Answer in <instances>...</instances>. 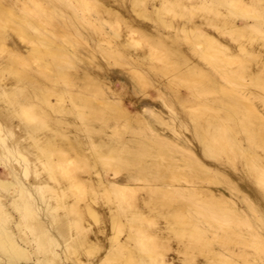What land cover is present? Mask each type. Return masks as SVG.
I'll list each match as a JSON object with an SVG mask.
<instances>
[{
	"label": "bare ground",
	"instance_id": "6f19581e",
	"mask_svg": "<svg viewBox=\"0 0 264 264\" xmlns=\"http://www.w3.org/2000/svg\"><path fill=\"white\" fill-rule=\"evenodd\" d=\"M29 1L0 0V25L7 23L28 43L22 45L10 33H0V46L7 52L5 58L0 57V264H88V259L70 256L69 250L74 246H87L92 240L95 243L107 241L109 250L97 260L99 264H188L189 253L181 249V244L174 247L176 256L166 258L157 248L158 239L167 241L170 233L183 235L187 231L196 239V234L203 235L207 230L211 234H206L205 242L216 243L196 264H263V252L257 254V244L259 239L264 240V232L258 228L264 224V219L258 215L256 226L246 221L251 229L241 228L246 212L240 209L232 191L207 185L200 178L229 183L232 189L242 193L253 210L249 198L254 195V199L262 202L255 188L247 194L241 182L234 181L227 169L229 163L208 161L206 156L222 145L242 147V158L253 167L255 181L264 183V0H120V5L126 4L134 16L153 19L174 32L182 30L184 37L192 35H189L192 40L188 38L190 49L205 62L180 48L176 39L171 46L166 45L171 47L169 57L172 55L185 66L186 72L193 75L191 80L196 81L200 76L207 81L202 88L194 89L192 95L218 86L222 94L228 96L220 104H210L212 106L202 112L206 113L203 115L206 122L195 123L189 134L182 130L185 121L181 112L170 105L168 97L161 99L163 106L169 108L170 117L153 105L158 102L147 98V92L133 100L131 107L121 101L120 96H113L117 92L115 81L121 78L114 72L94 73L84 67L76 73L78 80L67 79L64 87L56 84L57 74L40 78L43 54L51 51L54 38L63 36L59 48L52 49L54 59L60 54L59 60L70 56V48L64 43L69 38L65 28L43 30L46 20L55 14V8L44 11V15L33 16L31 12V18L20 13L16 15L19 20L13 21L6 14L8 11L14 14L15 6L25 13ZM33 2L40 3L39 0ZM111 2L114 0H59V5L70 7L76 13L83 6L97 5V16L103 20L113 17L116 20L111 23L115 26L113 33L122 37H132L137 27L148 28L146 23L131 19L125 32L119 33L118 20L122 14L107 4ZM147 4L152 6L149 14L142 7ZM169 7L175 9L168 17L166 9ZM177 13L184 18L175 24L172 15ZM77 19L94 22L84 12L77 14ZM104 37L99 35L98 41L101 43ZM254 38L261 41L253 45L247 41ZM108 52L113 53V58L115 50L108 49ZM134 54L130 74L144 80L138 68L147 63L146 54ZM31 60L36 66L25 68ZM232 61L239 63L234 66ZM165 63L167 65V60ZM18 66L23 67L17 69ZM61 70L63 72V68L59 73ZM6 71L13 74L7 76ZM93 73L95 79L90 78ZM86 83L92 86V95H83ZM235 83L238 87L230 88L229 84ZM251 86L258 88L252 91L255 97L249 92ZM66 87L71 95L79 97L83 106L93 96L90 109L76 110L79 104L74 101L68 105L63 94ZM173 93L182 103L183 94L179 95V89L173 88ZM106 107H113L115 118L134 120L138 127L127 137L120 138L114 136L111 126L105 122L89 120V115L104 113ZM34 111L38 113L34 115ZM26 113L29 117H23ZM144 130L146 136L142 134ZM194 139L199 141L198 146ZM241 139L247 140L245 147ZM164 144L175 146L180 156L172 154L169 148H162ZM55 152H58L56 158L53 157ZM79 155L85 161L84 168L77 161ZM106 160L109 165L100 166V161ZM185 166L189 170L183 174L185 179L178 182L175 176ZM77 167L83 169L77 172ZM142 181L149 182L148 188L136 198L135 187ZM183 198L189 199L193 212L190 210L186 215L180 210L181 219H167L149 236L146 226L152 222L148 220L152 211L150 203L160 208V204ZM127 207L132 208L131 212H124ZM170 208L166 215L173 213L174 218H178L175 206L170 204ZM197 215L209 219L212 215L218 216L230 227L229 233L207 229ZM89 218L98 226L93 228V238L85 231L91 228ZM119 226H126L128 231L122 239L116 232ZM30 230L32 236L28 234ZM142 237L152 241L153 246L145 244Z\"/></svg>",
	"mask_w": 264,
	"mask_h": 264
},
{
	"label": "rangeland",
	"instance_id": "374dc122",
	"mask_svg": "<svg viewBox=\"0 0 264 264\" xmlns=\"http://www.w3.org/2000/svg\"><path fill=\"white\" fill-rule=\"evenodd\" d=\"M73 1L76 2V0H73ZM39 2L40 3H38L37 5L34 2L32 3V0H30L28 2L29 5L27 4L28 7L25 9V13H23L24 10L22 11L20 10V8L15 6L13 9L14 14L13 12L9 13L8 11V13L6 12V14H8L9 16L6 14L5 15L6 17L11 16L10 18L13 21L14 19L19 20L16 18V15H19L20 13L22 15L24 14L25 17L31 18L32 15L33 16H37L39 14L44 15V11L50 10V8L56 9L55 14H53V16H50V18L46 20L43 30L49 32V30H52L53 28H56V27L65 28L66 30L65 29L64 30L67 31V37L69 39L67 40L68 42L64 41V43L66 42V44L70 48V52H69L70 56L66 57V59L64 58L65 60H59L60 54H58L57 57H55L54 59L55 55L54 53H52V49L53 50L58 49L59 44H61L63 41V36L57 35L54 38L55 42L51 46L52 47L51 51H45L44 52L45 54H43V59L42 60L40 59L42 61L41 70H43L42 73L39 75L40 78H44V75L57 74L56 84L60 86L62 85L64 87V86H67L66 85L67 79H73V81L78 80L76 77V73L84 69V67H86L87 69H89L91 72H94V73L99 72V73L105 74L108 71L114 72V74H119L121 78L120 79L115 78L117 79L115 81L117 84V87H116L117 92L113 96L115 95L120 96L121 101H123L124 103L126 102V104L129 107H131V103L133 102V100L141 97L144 94V92H147V95H146L147 98L157 100L158 102V103H153V105H156L158 108H161L162 111H164L166 117L168 116L170 117V114H169L170 110L167 106L165 105L163 106L162 99H161L164 97H168L170 105L178 112H181L180 115L185 121V125H184L185 127L183 126L182 130L186 134L191 133V129L194 130L195 123H198V122L205 123L206 122L204 120L205 116H203L206 113H202V112L208 110L209 106H212L210 104L217 105L218 103L219 104L221 103L222 99L228 98V96L225 97V95L222 94L220 90L221 88L218 86L216 87L213 86L212 88L210 87L208 88V90L206 89L202 90L201 93H198V95H192L191 93L193 92L194 89L199 88V87L202 88L205 85V83H207V81L203 78L200 79L199 75H198L199 77L197 80H201V81H197V80L195 81L194 79L191 80V78H193V75H190V73L186 72V68H184L185 66H183V64L179 60H177L175 57L173 58L172 55L171 57H169L170 54L168 52L170 51L171 47L169 48L168 46H171L172 40L176 39L177 42L176 41L175 42L177 43V45H179L180 48L190 53V55L193 54L192 57H196V58L198 57L197 59L199 60L202 59L190 49V45H191L190 41L192 40L191 34H189L191 36L187 34V36L184 37V35L186 34L184 32L182 33V30H181V33H182L181 35V33H178V31L174 32L172 29L166 28L163 25L158 24L153 19L146 18V17H140L136 15L134 16V12H131L132 10L131 11L127 10L128 8L127 6H125L126 4L124 5L122 4V6L120 5L121 3L120 0H114V2L107 3L110 7H113L119 10V13L122 14V16L119 17V20H118L119 24L117 23L119 25L118 26L119 33L125 32L124 30H126L128 22H130L131 19L139 23L140 22L146 23L148 25V28L140 29L139 27H137L138 30L132 33V37H129V36L127 37L126 35L122 37V36H119L113 33L115 30V26L112 27L111 23L116 21L113 17H109V18L107 17V19L103 20L97 16V11H96L98 8L97 5H94V6L90 5L91 9L86 6H83L79 9L80 11L76 13V11H72L70 7L59 5V0H39ZM142 7L144 8V9L142 8L144 11L145 9L146 11L148 10L147 12L148 14L150 13V9H152L151 4H147L146 6H142ZM174 9L175 7H169V10L166 9V11H168V14H167L168 17L174 13L173 12ZM31 12H33L32 15H31ZM82 12H84L85 15L89 16V18H92L94 20L93 22L94 25L92 24V22H87V23L80 22L77 19V14H82ZM183 18L184 17H180L178 13L177 15H174V16L172 15V20L174 21L175 24L180 22ZM5 24L6 26H4ZM117 24H116V28H117ZM0 26H1L0 33L7 34L8 32L11 34L12 37H14L22 45L27 43L26 40L20 38L19 35L9 25H7V23L1 24ZM96 26L99 28H97ZM30 34L32 35L31 32ZM99 35H104L105 36L104 38L106 40L103 38L100 43V41H98ZM177 35L179 37L182 36L181 39H179ZM165 36L168 38H166ZM188 38H190L191 40H188ZM228 38L232 41V43L235 44V40H233L229 36ZM256 38L247 39V41L252 45L258 41H261L259 38L256 41ZM123 40H125L126 42V44L124 42L125 45H123V42H122ZM72 43H73V46H72ZM156 44L157 46H155ZM167 44L168 46H166ZM108 49L109 50L112 49V51L115 50L113 58H112L113 53L109 54ZM144 52L146 54L147 63L144 64L142 68H138L139 73L141 72L144 78V80H140V78L137 79L136 76L135 77L131 76L129 70L133 65L132 57L135 56L134 53L138 54V53H144ZM6 56H7L6 50H2V47H1L0 57L5 58ZM165 56H167L166 57L167 59H164ZM58 60L60 61L59 63L61 64H58L57 62ZM166 60H167V65L165 63ZM45 61H47L48 63L45 64ZM200 61L205 62V60H200ZM231 63L235 66L239 62L232 61ZM62 65L63 67H61ZM32 66L33 67L36 66V63L32 60L29 62V64L24 65L25 68H30ZM20 67L22 68L23 66H20ZM20 67L18 66L16 68L19 69ZM62 68H63V72L61 70V73H59L60 69ZM94 73L90 75V78H94V79L96 78V76H94ZM11 74H13V72L12 73L7 72V76ZM186 75L188 77H186ZM203 77L205 78V76ZM99 82H101L100 79H99ZM101 83L102 85L105 86L104 82H101ZM121 84L123 86H120ZM85 85L86 86H84V88L82 89L83 95H92L93 93L92 86L87 83ZM158 86H160L161 88H158ZM229 86L230 88L232 87L236 88L238 87V84L236 83L229 84ZM173 88L179 89L180 96L183 94V97H181L182 103H180L175 97L173 93ZM64 89L66 90L64 91L63 94L65 97V101L68 103V105L72 104V101L77 102L79 104L78 107L77 106L75 107L76 110L78 108L82 110H88L92 106V103H94V98L92 96L91 99H89L90 102L87 103L85 106H83L82 102L80 101L77 95H75L74 93L73 95H71L67 91V89L69 90V87L68 88L66 87ZM249 90H250L249 92H252V91L255 92V91H258V88L251 86ZM251 95L255 97V94L253 92ZM51 98H53V96H51ZM100 104L102 105V103ZM220 110L221 112L225 111L223 107H221ZM103 111L104 113H99V115H95V116L89 115L90 117L89 120L91 122L101 121V122H105L106 125L107 124L110 125L111 129L110 128L109 129L113 131L114 136L116 137L125 138L128 135H130V132L132 129H134V127L136 128L138 127V123L135 122L134 120H126L123 117L115 118L114 116L115 111L113 107H106L104 108ZM36 113L38 112L34 111V115ZM24 116L29 117V113L24 114L23 117ZM211 125L214 126L213 124ZM43 129H45V127H43ZM136 130L138 131V129ZM140 131H143V129ZM145 131L146 130H144L142 134L144 133L145 135ZM98 132L102 134L101 131H98ZM101 136L102 135L100 136L97 135L98 138ZM246 141L247 140L245 139L244 140L241 139V142L242 144H244V147L247 145ZM194 143L196 144V146H198L199 141L197 139H194ZM222 146H219L218 148H214L212 151H210V153L208 152L206 159L208 161H214L216 163H220V162L221 163L225 162L226 164L229 163L227 166V169L230 171L232 178L235 179L234 181H236L237 183L241 182L240 184H242L243 187L246 188L247 191L245 190L244 192H246L247 194H248V191L251 193L250 189L255 188L259 192V196L262 197V202L259 203L256 199H254L255 198L254 195L251 197L252 199L249 198L248 199L249 202H252L254 205V210H253L248 206V201L242 197V193L237 192L236 190L232 189L229 183L222 182V181L212 182V181H208V179H203V178H200V180H202V182L207 185L223 186L225 188L230 189L233 193L232 196H234V199L237 200L240 206V209H242L243 212H246V219L242 220L240 223L241 228L251 229V227L248 226V223L246 221H248L252 226H256L258 224V220H257L258 215L264 219V205H263L264 204V183H258L257 181H255V178L253 175V167L249 164H246L245 159L242 158L243 156L242 151H240V149L242 150V147H233L234 148L233 149L229 144L222 145ZM224 146H225V149H224ZM164 147L169 148L168 150L171 151L172 154H178V156H180V152L172 144H164L162 148ZM220 147H221V150H220ZM257 149L261 151L260 148H257ZM228 152L229 154H227ZM75 155H78V154H75ZM72 156L74 157V155ZM53 157L54 158L58 157V152H55L53 154ZM76 158H78L77 159L78 163L82 165L83 167L85 163L84 159H82L81 156L80 157L76 156ZM108 162L109 160L100 161V166L103 167V165H107V164L109 165ZM81 168L77 167L76 168L77 172H79ZM188 170H189L188 166L182 167V169L178 172V176H175V179H178V182L185 179L183 177V174H185ZM240 173H242L243 176L240 177V175H238ZM244 175H247V176H244ZM148 183H149L148 181H145V182L142 181V183H138L136 185L135 191H134V196L136 198L142 196L146 188H148ZM248 184H250V186H248ZM188 202H189L188 198L186 199L183 198L181 200L180 199L170 200L169 202H166V204H163V205L160 204V208L158 206L156 207V205H153L152 204L153 202L150 203L149 206L151 207L152 211L149 212L148 220L152 222H148L147 226L145 225L146 228H148L146 232H149V236L151 235L152 231L155 230V227L157 225L163 224L167 219H169V221H176V219L178 220L181 219L179 215L180 210H183L186 213V215L188 214L190 210L193 212V207H191ZM170 204H173V206H175L178 212V218L177 217L174 218L173 213L171 215L168 213V216L166 215L169 210L168 208H170ZM153 208H156V209L153 210ZM131 210H132L131 207H127V209H125L124 212L126 213L131 212ZM161 213L163 215H161ZM197 216L203 219L204 225H206L207 229L208 228L215 229L219 233H223V234H228L230 231V227L224 224L219 219L218 216L212 215L210 219L203 215H197ZM187 217L188 216H186V218ZM88 220L89 222H91V228L85 231H86V234L90 238H93L92 236L94 233L93 228H97L98 226H97V223H95L90 218ZM105 222L108 224L107 220H105ZM258 228L262 229L264 232V224L261 225V227L259 225ZM116 232L119 236V239H122L126 236L128 231L126 230V226H119ZM32 233L33 232L31 230L28 231V234L31 236H32ZM207 233L211 234V231L207 230L203 235L196 234L195 235L197 237L196 239H193L194 236L189 231L185 232L183 235H176L174 233H170L169 240L160 241L158 239V243L160 245L157 248L162 250V252L164 253V257L171 258V257L176 256L177 254L176 249L174 247L178 244H181V247H182L181 249L189 253L188 254L189 258L187 260L188 264H196L195 262H198V260L204 259L205 256L203 253H209L212 251L213 245L216 243L215 241H212L209 243L205 242L204 237L207 236L206 235ZM142 239L145 244L147 242L148 245H151V247L153 246L152 241H150L149 239H146L145 237H142ZM260 241L263 242V244ZM105 242L107 241L105 240L104 243L103 242L95 243L92 240V242L91 241L87 242V246L82 245L80 247L74 246L70 248L69 254L70 256H73V257L77 256L82 260L88 259V264H99L100 262H97V260L100 258L102 254L104 255L109 250ZM229 242L231 245V241ZM257 245H259V248H258L259 250L257 251V254H261L263 252L261 255L264 257V240L259 239ZM94 260L95 262H93Z\"/></svg>",
	"mask_w": 264,
	"mask_h": 264
}]
</instances>
